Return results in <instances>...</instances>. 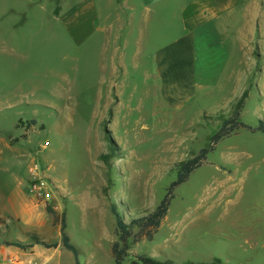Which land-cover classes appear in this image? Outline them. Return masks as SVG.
<instances>
[{
    "label": "rangeland",
    "instance_id": "obj_1",
    "mask_svg": "<svg viewBox=\"0 0 264 264\" xmlns=\"http://www.w3.org/2000/svg\"><path fill=\"white\" fill-rule=\"evenodd\" d=\"M55 2L0 0V255L38 264L34 239L62 246L65 218L81 264H117L116 244L120 264H264L261 132L234 128L222 139L172 192L152 240L136 242L132 223L156 210L178 166L211 144L245 92L239 121L252 128L264 121V35L256 38L253 69L242 70L251 51L238 45L220 84V50L210 52L199 38L204 87L188 108L173 110L148 94L133 53L117 71L103 36L74 44L54 23ZM35 115L41 123L27 126ZM35 159L56 185L53 205L28 194L26 170ZM60 252L62 264H76L72 252Z\"/></svg>",
    "mask_w": 264,
    "mask_h": 264
},
{
    "label": "crops",
    "instance_id": "obj_2",
    "mask_svg": "<svg viewBox=\"0 0 264 264\" xmlns=\"http://www.w3.org/2000/svg\"><path fill=\"white\" fill-rule=\"evenodd\" d=\"M54 10V23L74 44L103 36L102 46L116 54L114 70L127 68L125 54L133 53L148 94L173 110L188 108L204 87L198 71L199 38L210 52L220 50V84L230 75L238 45L240 51H251V66L241 64L242 70L253 69L256 38L264 35V0H56ZM28 120L41 123L37 115ZM61 249V244L54 249L35 246L36 262L62 264Z\"/></svg>",
    "mask_w": 264,
    "mask_h": 264
},
{
    "label": "trees",
    "instance_id": "obj_3",
    "mask_svg": "<svg viewBox=\"0 0 264 264\" xmlns=\"http://www.w3.org/2000/svg\"><path fill=\"white\" fill-rule=\"evenodd\" d=\"M248 98V92H245L240 100V107L235 113V115L232 118L224 120L222 127L220 131L214 135L211 139V144L203 148L200 153L193 159L183 162L178 166V179L172 183L167 196L162 200V202L158 205L156 210L152 213H149L139 219L134 220L132 223L139 227V234L137 236L136 242H140L143 239L147 238L149 240H152L154 238V235L158 232L160 229L162 222L167 217L170 207V201L172 199V192L188 181L189 176L191 173H193L196 169H198L204 160H206L208 154L212 151H214L216 145L225 137L230 135V132L233 131L234 128H244L246 130L252 131V132H261L264 134V121H260L259 125L256 128H252L244 123H241L239 121L242 106L244 104V101ZM23 123V122H21ZM27 126L35 124V121H30L26 123ZM231 128V129H230ZM67 226H66V219L63 218L62 224H61V241L62 246L64 249L70 251L73 253L76 259V264H81L79 261V250L78 248L71 242V239L69 235L66 232ZM132 233L126 231L122 241L124 245V250L129 249L128 240L131 237ZM34 242L36 245H42L47 249L57 248L58 244H47L43 241H41L39 238H35ZM11 246H17L21 247L18 244H10ZM117 248L115 247L113 249V256L117 259V264L121 263L123 252H118V244H116Z\"/></svg>",
    "mask_w": 264,
    "mask_h": 264
},
{
    "label": "built area",
    "instance_id": "obj_4",
    "mask_svg": "<svg viewBox=\"0 0 264 264\" xmlns=\"http://www.w3.org/2000/svg\"><path fill=\"white\" fill-rule=\"evenodd\" d=\"M49 142L42 144V151L46 150ZM48 168L35 159L26 170L28 177V194L39 205H53L56 192V185L48 175ZM22 259L19 254L0 255V264H21ZM33 263V262H30Z\"/></svg>",
    "mask_w": 264,
    "mask_h": 264
}]
</instances>
